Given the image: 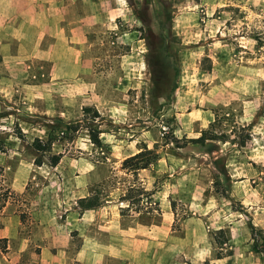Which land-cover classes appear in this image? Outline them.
I'll return each instance as SVG.
<instances>
[{
  "label": "rangeland",
  "instance_id": "rangeland-1",
  "mask_svg": "<svg viewBox=\"0 0 264 264\" xmlns=\"http://www.w3.org/2000/svg\"><path fill=\"white\" fill-rule=\"evenodd\" d=\"M143 1H118L117 27L95 26L79 53L48 60L0 50L6 212L25 233L36 218L69 221L72 264L77 200L87 196L105 218L114 208L135 237L121 245L144 250L143 262L126 250L100 264H264L248 227L264 230V0ZM85 107L99 114V146ZM210 127L228 140L186 143ZM35 138L53 140L39 166ZM144 150L146 168L131 169L142 158L124 163Z\"/></svg>",
  "mask_w": 264,
  "mask_h": 264
},
{
  "label": "crops",
  "instance_id": "crops-1",
  "mask_svg": "<svg viewBox=\"0 0 264 264\" xmlns=\"http://www.w3.org/2000/svg\"><path fill=\"white\" fill-rule=\"evenodd\" d=\"M118 1L1 0L5 12H0V50L14 45L19 57L22 51L23 57H34L36 53L48 60L58 59L61 50L79 53L86 48L87 35L95 26L102 24L109 31L117 27L114 10L118 9ZM9 207L6 202L0 208V241L5 246L4 252L0 250V264H72L69 221L36 218L30 221L33 226L25 233L19 215L15 211L6 212ZM103 208L82 209L73 224L80 238L73 260L79 264H100L103 259L124 256L127 250L132 253L127 258L137 257L143 262L142 247L134 245L126 249L121 245L126 239L134 243L135 237L120 227L114 208H109L110 215L106 214V218L103 212L107 209ZM89 212L100 213L104 219L88 220ZM136 249L142 252L134 256Z\"/></svg>",
  "mask_w": 264,
  "mask_h": 264
},
{
  "label": "trees",
  "instance_id": "trees-1",
  "mask_svg": "<svg viewBox=\"0 0 264 264\" xmlns=\"http://www.w3.org/2000/svg\"><path fill=\"white\" fill-rule=\"evenodd\" d=\"M131 1V0H127ZM143 7L146 9L148 6V1H143ZM168 19L170 20V15L167 14ZM145 26L148 30H150V24L145 23ZM146 40V39H145ZM147 41V40H146ZM84 111V121L89 122V125L87 126L86 130L88 133V137L90 142L95 145H100V138L98 130L97 122H95V119L99 117L98 112L95 110H92L90 107L83 108ZM92 112V115L87 118V115ZM247 127H251V124ZM244 129V128H242ZM213 140V141H222L225 142L228 140V136L224 132H218L213 127L204 129L201 131L199 137L192 138L186 141V143H195L204 145L206 141ZM53 140L52 138H48L47 140L43 141L42 139L35 138L33 142L31 143V148L33 149V155H34V164L39 166L42 164V158L44 154L50 153L52 148ZM152 155V150H144L136 153L135 155L127 158L124 163H130L131 161L135 159H140L139 162L131 164V169L138 170L146 168V166L150 163ZM61 157V154H49V163L51 166L57 165ZM132 189V188H131ZM131 191V190H130ZM129 196H124L125 200H128ZM7 198L6 195L4 196L3 192H0V208L4 205ZM77 204L83 208V209H95L102 205V202H100L99 198L97 196H87L83 197L77 200ZM249 231L251 236V250L254 253L257 254H263L264 255V230L256 228L253 224H249ZM3 241V240H1ZM0 250L2 252L5 251V246H0Z\"/></svg>",
  "mask_w": 264,
  "mask_h": 264
}]
</instances>
